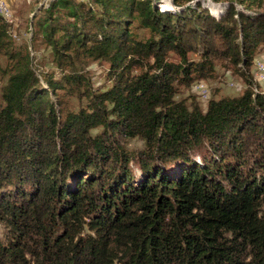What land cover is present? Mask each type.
Listing matches in <instances>:
<instances>
[{"label": "trees", "instance_id": "trees-1", "mask_svg": "<svg viewBox=\"0 0 264 264\" xmlns=\"http://www.w3.org/2000/svg\"><path fill=\"white\" fill-rule=\"evenodd\" d=\"M192 1L51 0L32 32L62 73L46 85L0 15V264H264V0ZM217 64L249 87L181 95Z\"/></svg>", "mask_w": 264, "mask_h": 264}, {"label": "rangeland", "instance_id": "rangeland-1", "mask_svg": "<svg viewBox=\"0 0 264 264\" xmlns=\"http://www.w3.org/2000/svg\"><path fill=\"white\" fill-rule=\"evenodd\" d=\"M10 11L11 17L9 19H3L9 24V32L11 35L10 45L16 50L21 51L22 54L29 53L33 57L34 60V69L36 71L37 76L40 78L41 83L46 85L44 81V77L46 74L53 75L55 79L60 82V78H62V73L56 67V63L53 61V57L45 43L38 39V41L32 40V32L35 29L34 22L42 15L40 8L42 6H47V4L51 0H6ZM157 5L159 4V8L163 9V5L167 4L166 7L168 9H174L177 7V4L174 3V0H155ZM198 0H194L190 3L195 4ZM205 7L210 6V4L220 5L223 11L226 10L225 1L222 2H214L212 0H200ZM188 5V4H186ZM184 5L183 7H185ZM170 7V8H169ZM211 7V6H210ZM212 8V7H211ZM241 10L242 8L239 7ZM164 10V9H163ZM213 10V8H212ZM252 12L256 11H264L263 9H259L255 7L252 9ZM214 11V10H213ZM264 58V46H260L255 54V62L259 59ZM10 59L8 55L0 54V67L6 68L9 66ZM110 70L109 63L106 61H98V60H88L83 68H80V72L83 76H87L88 82L92 85L93 89L100 88L104 83L110 84L108 78V72ZM255 72H257L256 63L252 66V74H253V87L256 91L264 92V81L257 82L255 80ZM200 82H204L206 84V89L208 91V98L203 97L201 91H199L197 87V83H193L190 89L185 90L181 95L189 98L190 101L195 100L198 102L203 109L206 108L208 101L212 98L219 99L222 97H233L242 94L245 89L249 87V84L238 74L230 70L224 69L220 64L216 65V71L213 75L208 76L207 78H203ZM4 84V80L1 78L0 73V92L2 90V86ZM48 88V87H47ZM50 90V88L48 89ZM50 92H52L50 90ZM53 95V94H52ZM61 97H65L62 96ZM65 100L66 108L78 110L81 106L85 105L86 99L82 98L80 95H71L68 96ZM54 101L56 102V98L54 97ZM141 146V145H140ZM0 238L4 241H7L5 236V229L2 225H0Z\"/></svg>", "mask_w": 264, "mask_h": 264}, {"label": "built area", "instance_id": "built-area-1", "mask_svg": "<svg viewBox=\"0 0 264 264\" xmlns=\"http://www.w3.org/2000/svg\"><path fill=\"white\" fill-rule=\"evenodd\" d=\"M0 15L5 19H9L11 17V11L9 5L6 0H0ZM257 72H255V80L257 82L264 81V58L257 60L256 62ZM199 91H201L203 97L208 98V91L206 89V84L204 82H199L196 84Z\"/></svg>", "mask_w": 264, "mask_h": 264}]
</instances>
